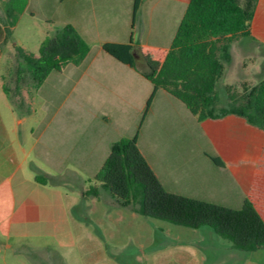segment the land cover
<instances>
[{
	"label": "crops",
	"instance_id": "obj_1",
	"mask_svg": "<svg viewBox=\"0 0 264 264\" xmlns=\"http://www.w3.org/2000/svg\"><path fill=\"white\" fill-rule=\"evenodd\" d=\"M189 2L144 0L134 18L133 0H28L53 25L72 24L90 51L81 63L57 71L55 80L47 76V97H29L32 92L24 90L19 109L10 97H0V264H17L29 250L27 240L74 246L70 207L79 195L47 178L76 192L75 184L87 185L99 172L114 142L136 134L168 191L232 208L249 198L264 217L263 130L234 115L200 121L164 88L143 119L154 85L141 69L162 66ZM250 33L239 40L244 54L252 53L253 43L264 49V0L257 2ZM130 42L137 68L104 49L105 43ZM255 70L264 77V59ZM189 243L161 245L149 261L204 264L198 250L182 248ZM210 264H264V249L229 244Z\"/></svg>",
	"mask_w": 264,
	"mask_h": 264
},
{
	"label": "trees",
	"instance_id": "obj_2",
	"mask_svg": "<svg viewBox=\"0 0 264 264\" xmlns=\"http://www.w3.org/2000/svg\"><path fill=\"white\" fill-rule=\"evenodd\" d=\"M14 1H6V17L0 19V53L27 5L26 0L17 8ZM143 2L133 0L134 18ZM257 2L190 0L162 66L141 69L154 85L143 119L157 90L164 88L182 100L200 121L234 115L264 131V77L256 83L227 84V101L218 105V84L233 60L232 45L242 37H251ZM104 49L117 60L137 68L138 55L132 42L105 43ZM89 51V43L72 24L56 26L42 42L39 55L19 51L14 91L4 84L14 108L22 107L20 97H24L26 88L38 89L51 71H61L69 63H81ZM212 159L216 165L224 166L219 157ZM86 182L88 187L81 193L84 199L99 198L104 188L121 207L145 217L192 229L208 227L237 250L264 249V217L249 198L240 208H232L168 191L141 152L138 134L114 142L99 172Z\"/></svg>",
	"mask_w": 264,
	"mask_h": 264
},
{
	"label": "rangeland",
	"instance_id": "obj_3",
	"mask_svg": "<svg viewBox=\"0 0 264 264\" xmlns=\"http://www.w3.org/2000/svg\"><path fill=\"white\" fill-rule=\"evenodd\" d=\"M25 1L16 0L13 3L21 8ZM5 4V0H0L2 20L6 17ZM31 8L26 5L24 11L18 15L12 37L2 48L0 97H9L4 84L14 91L13 77L18 52L39 55L42 42L56 29L53 23L47 21V13L42 8L38 9L39 13ZM239 40L234 42L235 58L228 64V69L218 84V105L227 101V84L239 85L242 81L256 83L260 79L255 74V66L261 67L264 59L263 47L253 43L252 53L244 54ZM50 73L51 80L59 77L57 70ZM47 82L45 79L43 85L36 90L29 88L32 90L29 97H47ZM47 181L61 186L66 193L79 195L76 204L70 207L76 243L74 246L62 247L54 242L27 240L29 250L16 259L17 264H153L149 261L153 252L161 245L176 241L190 242L182 248L198 250L199 257L205 260L204 264H210L214 256L222 254L224 248L230 244L208 227L192 229L133 213L131 208L121 207L104 188H101L99 198L84 199L81 193L88 184H75V192L57 180L47 178ZM8 258L11 260L10 256Z\"/></svg>",
	"mask_w": 264,
	"mask_h": 264
}]
</instances>
